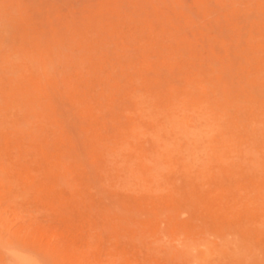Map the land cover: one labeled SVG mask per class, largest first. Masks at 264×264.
Returning <instances> with one entry per match:
<instances>
[{
  "label": "rangeland",
  "instance_id": "obj_1",
  "mask_svg": "<svg viewBox=\"0 0 264 264\" xmlns=\"http://www.w3.org/2000/svg\"><path fill=\"white\" fill-rule=\"evenodd\" d=\"M0 264H264V0H0Z\"/></svg>",
  "mask_w": 264,
  "mask_h": 264
},
{
  "label": "bare ground",
  "instance_id": "obj_2",
  "mask_svg": "<svg viewBox=\"0 0 264 264\" xmlns=\"http://www.w3.org/2000/svg\"><path fill=\"white\" fill-rule=\"evenodd\" d=\"M207 252H208V250H207ZM25 253H26V252H24V254H25ZM16 254H17V253H16ZM16 254H15V255H16ZM28 254H29V253H28ZM17 255H18V254H17ZM26 256H28V255H26ZM18 257H19V256H18ZM25 258H26V257H25ZM29 258H30V257H29ZM33 259H34V258H33Z\"/></svg>",
  "mask_w": 264,
  "mask_h": 264
}]
</instances>
